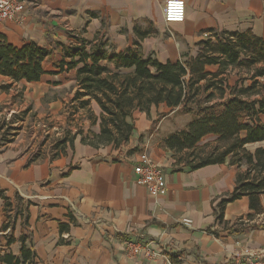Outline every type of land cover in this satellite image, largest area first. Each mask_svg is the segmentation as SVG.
<instances>
[{"label":"crops","instance_id":"obj_1","mask_svg":"<svg viewBox=\"0 0 264 264\" xmlns=\"http://www.w3.org/2000/svg\"><path fill=\"white\" fill-rule=\"evenodd\" d=\"M18 1L25 5L24 19L0 23V41L14 47L34 42L50 54L39 81L13 82L0 75L2 93L19 84L26 91L71 85L75 92L74 71L61 64L70 60L64 47L81 41L87 51L96 46L107 54L132 50L142 58L174 63L187 54L194 57V45L211 33L249 31L264 38V0H178L177 5L169 0ZM134 27L153 32L139 39ZM179 109L158 104L148 114L134 111L128 119L134 126L129 142L118 149H95L76 137L69 154L31 162L20 143H0V193L18 213L15 242L7 247L10 234L0 233V254L18 256L23 233L34 264H241L246 251L260 255L264 264V212L254 214L248 198L241 197L226 203L222 222L216 220L217 205L233 191L242 167L226 161L191 170L176 164L161 141H138L162 113L154 136L164 141L184 129L190 120L182 128L169 121ZM137 144L164 174L165 190L157 198L135 183L139 154L127 148ZM260 204L264 210V194ZM185 218L191 220L189 228L181 224ZM4 221L0 198V225ZM127 242L138 247L136 254L126 250Z\"/></svg>","mask_w":264,"mask_h":264},{"label":"trees","instance_id":"obj_2","mask_svg":"<svg viewBox=\"0 0 264 264\" xmlns=\"http://www.w3.org/2000/svg\"><path fill=\"white\" fill-rule=\"evenodd\" d=\"M134 31L139 39L153 32L136 27ZM212 38L216 40L211 41ZM86 46L81 41L64 47L70 60L61 64V68L66 66L67 70L74 71L77 89L73 99L83 107L93 101L100 111L98 117H90L92 125L98 118V133L89 131L88 137L80 133L81 144L95 149L107 146L118 149L129 142L134 126L128 119L134 111L148 114L151 106L158 104L180 107L183 113L193 116L184 129L163 141L176 164L183 163L191 170L226 161L239 168L246 167L245 172L236 176L233 191L219 201L216 220L222 222L226 203L241 197L248 198L254 214L264 212L260 204V195L264 194V148L248 149L249 145L264 141L261 120L264 81H259L264 80V38L249 31L211 33L196 43L194 57L184 55L174 63H161L151 56L142 58L132 50L107 54L99 46L88 51ZM49 54V49L38 47L34 42L14 47L2 38L0 75L13 82L39 81L42 63ZM207 66H216L217 70L207 72ZM227 72L229 75L237 72L233 85L228 82ZM241 74L246 75L241 77ZM203 95L201 101L196 100ZM208 136L214 140L200 144ZM0 198L7 214L0 233L10 232L6 239L8 247L15 242L12 233L18 213H13L11 202L2 193ZM27 240L21 233L18 256L4 252L0 254V263L34 264L35 253ZM170 258L174 260V256Z\"/></svg>","mask_w":264,"mask_h":264},{"label":"rangeland","instance_id":"obj_3","mask_svg":"<svg viewBox=\"0 0 264 264\" xmlns=\"http://www.w3.org/2000/svg\"><path fill=\"white\" fill-rule=\"evenodd\" d=\"M215 40V38H212L211 41ZM197 49V46L194 45L192 50L197 53ZM187 56L191 57L189 54ZM245 75L241 74V77H245ZM226 76H228V82L231 85L234 84L238 77L237 72H232L230 75L227 72ZM44 79H47V77ZM259 81L262 82L264 80ZM246 85H248V82H246ZM4 90L6 92L2 93L3 90L0 91V143H20V146L24 147L28 152L31 162L65 156L73 151L76 137L79 138L80 142V133L82 136L88 137L89 131L94 133L99 131L98 118H95L96 123L93 125L90 120V117L99 116L100 111L97 105L90 102L87 106H81L80 102L73 99L75 92L72 90L71 85L55 90L52 88L44 90L42 87L33 86L26 91V88L19 84L18 86H13L10 91ZM202 98H204V95L199 96L196 100L201 101ZM164 116V113L159 114L154 126H151V129L141 135L138 141L142 142L144 137H147V139H150L149 142L151 144H157L159 141L162 144L163 140L159 139L160 136H154V130L156 125L164 119ZM192 116V113L185 114L179 109L171 116L169 121L173 122L175 126L182 128L187 120H191ZM213 140V137L208 136L200 144L212 142ZM64 142L65 144H63ZM256 147L264 148V142L249 145L248 149L253 151ZM122 149L126 150V148ZM131 149L132 151L136 150L135 153L137 154L146 153L138 144L133 146V148L132 146L127 148L129 151ZM63 153L65 155H62ZM245 170L246 167L243 166L241 171L245 172ZM12 202L14 206L18 205L16 200ZM6 216L7 214L5 213L4 222L7 220ZM5 233L6 235L10 234L8 231Z\"/></svg>","mask_w":264,"mask_h":264},{"label":"built area","instance_id":"obj_4","mask_svg":"<svg viewBox=\"0 0 264 264\" xmlns=\"http://www.w3.org/2000/svg\"><path fill=\"white\" fill-rule=\"evenodd\" d=\"M172 5H177L178 0H169ZM25 5L18 0H0V23L6 21L21 22L24 19ZM135 183L145 188L147 193L153 197H159L165 190L164 174L160 166L150 159L146 153H141L133 166ZM181 224L189 228L190 219H182ZM126 250L129 253L136 254L138 247L129 242L126 244ZM241 264H262L260 255L249 251L244 252Z\"/></svg>","mask_w":264,"mask_h":264}]
</instances>
